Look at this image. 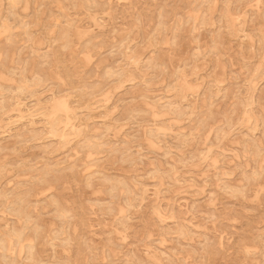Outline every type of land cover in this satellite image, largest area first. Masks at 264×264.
Wrapping results in <instances>:
<instances>
[{
    "label": "rangeland",
    "instance_id": "obj_1",
    "mask_svg": "<svg viewBox=\"0 0 264 264\" xmlns=\"http://www.w3.org/2000/svg\"><path fill=\"white\" fill-rule=\"evenodd\" d=\"M0 71V264H264V0H0Z\"/></svg>",
    "mask_w": 264,
    "mask_h": 264
},
{
    "label": "bare ground",
    "instance_id": "obj_2",
    "mask_svg": "<svg viewBox=\"0 0 264 264\" xmlns=\"http://www.w3.org/2000/svg\"><path fill=\"white\" fill-rule=\"evenodd\" d=\"M3 1H5V0H3ZM90 2H91V1H90ZM94 2H95V1H94ZM6 4H7V3H6ZM91 4H92V3H91ZM88 5H90L89 2H88ZM11 6H12V5H11ZM10 9H11V8H10ZM12 9H13V8H12ZM2 11H3V9H2ZM14 11H15V10H14ZM102 11H103V10H102ZM3 13H4V12H3ZM3 13H2V14H3ZM7 13H8V12H7ZM16 15H17V14H16ZM193 15H194V14H193ZM8 16H9V15H8ZM15 17H16V16H15ZM55 17H56V16H55ZM190 17H191V16H190ZM8 19H9V18H8ZM17 19H18V18H17ZM188 19H189V18H188ZM15 20H16V19H15ZM198 20H199V19H198ZM5 21H6V20H5ZM198 22H199V21H198ZM17 23H18V22H17ZM27 23H28V22H27ZM194 23H195V22H194ZM7 24H8V23H7ZM28 25H29V23H28ZM12 26H13V25H12ZM12 26H11V27H12ZM60 31H61V30H60ZM60 31L58 32L59 34H60ZM7 33H8V32H7ZM59 34H58V35H59ZM12 35H13V34L11 33V36H12ZM60 36H62V35H60ZM56 38H57V37H56ZM56 38H55V39H56ZM12 39H13V38H12ZM17 39H18V38H16V40H17ZM55 39H54V40H55ZM57 39H58V38H57ZM57 39H56V40H57ZM62 39H63V38H62ZM10 41H11V40H10ZM17 41H18V40H17ZM17 41H16V42H17ZM63 43H64V42H63ZM8 45H9V44H8ZM104 46H105V45H104ZM10 48H11V47H10ZM23 48H25V47H23ZM4 49H7V47H5ZM35 49H36V48H35ZM90 49H91V48H90ZM29 52H30V51H29ZM97 52H98V51H97ZM39 53H40V52H39ZM1 54H2V52H1ZM44 54H45V53H44ZM92 54H93V52H92ZM100 54H101V53H100ZM48 55L50 56V53H49ZM98 55H99V54H98ZM98 55H97V56H98ZM42 56H43V55H42ZM44 56H45V55H44ZM49 56H48V57H49ZM51 57H52V56H51ZM51 57H49V58H51ZM44 58H45V57H44ZM95 58H96V57H95ZM75 59L77 60V58H75ZM153 59H154V58H153ZM47 60H48V59H47ZM52 60H53V59H52ZM149 60H150V58H149ZM13 61H14V60H13ZM38 61H39V60H38ZM42 61H43V60H40V62H42ZM44 61H46V60H44ZM44 61H43V62H44ZM15 62H16V61H15ZM46 62H47V61H46ZM25 64H26V63H25ZM27 64H28V63H27ZM47 64H48V63H47ZM51 64H52V63H51ZM56 64H57V63H56ZM152 64H153V62H152ZM40 66H41V65H40ZM25 67H26V65H25ZM43 67H44V66H43ZM88 67H90V66H88ZM88 67H87V69H88ZM21 68H22V66H21ZM149 68H150V67H149ZM152 68H153V67H151V69H152ZM8 69H9V68H8ZM16 69H17V68H16ZM24 69H26V68H24ZM19 70H20V69H19ZM19 70H18V71H19ZM38 71H39V70H38ZM38 71L36 70V72H38ZM0 72H1V71H0ZM6 72H7V71H6ZM22 72H23V70H22ZM126 72H127V70H126ZM156 72H157V71H156ZM9 74H10V73H9ZM11 74H12V73H11ZM11 74H10V75H11ZM15 74H16V73H15ZM38 74H39V73H38ZM52 74H53V73H52ZM38 76L41 78L40 74H39ZM43 76H44V75H43ZM259 76H260V74H259ZM138 77H139V76H138ZM148 77H149V76H148ZM14 78H15V77H14ZM20 78H21V77H20ZM20 78H19V79H20ZM259 78H260V77H259ZM41 80H43V79H41ZM148 80H149V79H148ZM148 80H147V81H148ZM183 80H184V77H183ZM183 80H182V81H183ZM186 80H187V79H186ZM252 81H253V80H252ZM148 82H149V81H148ZM186 82H187V81H186ZM55 83H57V82H55ZM48 84H50V83H48ZM80 84H81V83H80ZM141 85H142V84H141ZM42 86H45V84L42 85ZM46 86H48V85H46ZM137 86H138V84H137ZM48 87H49V86H48ZM55 87H56V86H55ZM83 87H84V86H83ZM83 87H82V88H83ZM206 87H207V86H206ZM45 88H46V87H45ZM130 88H131V87H129V89H130ZM34 89H35V88H34ZM58 89H59V88H58ZM209 89H210V87H209ZM46 90H47V89H46ZM96 91H97V89H96ZM58 92H59V91H58ZM209 92H210V91H209ZM59 93H61V90H60ZM140 93H141V92H140ZM211 93H212V92H211ZM61 94H62V93H61ZM64 94H65V93H64ZM172 94H173V93H172ZM198 94H199V93H198ZM7 95H9V94H7ZM15 95H16V94H15ZM18 95H20V94H18ZM63 96H65V95H63ZM20 97H21V96H20ZM0 98H3V97H0ZM24 98H25V97H24ZM26 98H27V97H26ZM47 98H48V97H47ZM47 98H46V99H47ZM20 99H21V98H20ZM147 99H148V98H147ZM209 100H210V99H209ZM47 101H48V100H47ZM165 101H166V100H165ZM167 101H168V100H167ZM249 101H250V100H249ZM26 102H27V101H26ZM164 103H165V102H164ZM247 103H248V101H247ZM69 104H70V102H69ZM156 104H157V103H156ZM173 104H174V102H173ZM145 105H146V104H145ZM149 106H150V105H149ZM158 106H159V104H158ZM184 106H185V105H184ZM184 106H183V107H184ZM167 107H169V106H166V108H167ZM206 107H207V106H206ZM206 107H205V108H206ZM135 108H136V107H135ZM158 108H159V107H158ZM205 108H204V111L206 110ZM247 108H248V107H247ZM247 108H246V110H247ZM22 109H23V107H22ZM137 109H138V108H137ZM207 109H208V108H207ZM20 110H21V109H20ZM20 110H18V112H19ZM24 110H25V109H24ZM28 110H29V109H28ZM163 110H164V108H163ZM159 111H160V110H159ZM159 111H158V112H159ZM212 111H213V112H212V115H214V110L212 109ZM241 111H242V108H241ZM251 111H252V110H251ZM170 112H171V111H170ZM185 112H186V111H185ZM185 112H183V113H185ZM188 112H189V110H188ZM249 112H250V111H249ZM147 113H148V112H147ZM171 113H173V112H171ZM177 113H179V111H177ZM209 113H211V112H209ZM238 113H239V112H238ZM241 113H242V112H241ZM251 113H252V112H250V114H251ZM139 114H140V113H139ZM205 114H206V113H205ZM252 114H253V113H252ZM252 114H251V115H252ZM255 114H256V113H255ZM50 115H51V114H50ZM58 115H59V114H58ZM60 115H61V114H60ZM181 115H183V114H181ZM206 115H207V114H206ZM209 115H210V114H209ZM238 115H239V114H238ZM262 115H263V114H262ZM262 115H261V116H262ZM61 116H62V115H61ZM66 116H67V115H66ZM132 116H133V115H132ZM140 116H141V115H140ZM140 116H139V117H140ZM179 116H180V114H179ZM179 116H178V117H179ZM214 116H215V115H214ZM242 116H243V115H242ZM55 117H57V116H55ZM73 117H74V115H73ZM133 117H134V116H133ZM176 117H177V116H176ZM182 117H183V116H182ZM182 117H181V118H182ZM201 117H202V115H201ZM204 117H205V120H206V119H207L206 116H204ZM225 117H227V116L225 115ZM252 117H253V115H252ZM39 118H40V117H39ZM135 118H136V117H135ZM140 118H142V117H140ZM140 118H139V119H140ZM214 118H215V117H214ZM214 118H213V119H214ZM227 118H228V117H227ZM54 119H55V118H54ZM136 119H137V118H136ZM136 119H135V120H136ZM238 119H239V118H238ZM149 120H150V122L152 121L151 118H150ZM161 120H162V119H161ZM211 120H212V119H211ZM247 120H248V119H247ZM247 120H246V121H247ZM261 120H262V119H261ZM35 121H36V120H35ZM138 121H140V120H138ZM141 121H142V120H141ZM153 121H154V120H153ZM229 121H230V120H229ZM246 121H245V122H246ZM69 122H70V121H69ZM113 122H114V121H113ZM145 122H146V121H145ZM147 122H148V121H147ZM201 122H202V121H201ZM156 123H157V122H156ZM243 123H244V122H243ZM252 123H254L253 120H252V122H251L250 124L252 125ZM262 123H263V122H261V124H262ZM109 124H110V123H109ZM148 124H149V122H148ZM157 124H158V123H157ZM161 124H162V123H161ZM255 124H256V123H255ZM27 125H28V124H27ZM78 125L80 126L81 124H78ZM117 125H118V124H117ZM158 125H159V124H158ZM248 125H249V124H248ZM251 125H250V126H251ZM259 125H260V124H259ZM75 126H76V124H75ZM155 126H156V125H155ZM155 126H154V128H155ZM171 126H172V125H171ZM227 126H228V125H227ZM17 127H18V126H17ZM262 127H263V126H262ZM60 128H61V127H60ZM176 128H177V127H176ZM76 129H77V128H76ZM104 129H105V128H104ZM179 129H180V127H179ZM221 129H222V128H221ZM42 130H43V128H42ZM47 130H48V129H47ZM80 130H81V128H80ZM175 130H176V129H175ZM191 130H192V129H191ZM73 131H74V130H73ZM17 132H18V131H17ZM105 132H106V130H105ZM154 132H155V131H154ZM195 132H196V131H195ZM260 132H261V131H260ZM82 133H83V132H82ZM156 133H157V132H156ZM187 133H188V132H187ZM213 133H214V132H213ZM213 133H212V134H213ZM38 134H39V133H37V135H38ZM66 134H67V133H66ZM69 134H70V133H69ZM83 134H84V133H83ZM169 134H170V133H169ZM37 135H36V136H37ZM73 135H74V134H73ZM96 135H97V134H96ZM159 135H160V134H159ZM170 135H171V134H170ZM176 135H177V134H176ZM217 135H218V134H217ZM97 136H98V135H97ZM148 136H151V135H148ZM148 136H147V138H148ZM152 136H153V135H152ZM154 136H156V135H154ZM165 136H166V135H165ZM172 136H173V135H172ZM183 136H184V135H183ZM186 136H187V135H186ZM39 137H40V136H39ZM252 137H253V136H252ZM70 138H71V137H70ZM72 138H73V137H72ZM72 138H71V139H72ZM150 138H151V137H150ZM158 138H159V136H158ZM158 138H157L156 141H158ZM166 138H167V137H166ZM166 138H165V139H166ZM181 138L183 139V137H181ZM250 138H251V137H250ZM254 138H255V137H254ZM81 139H82V138H81ZM86 139H87V138H86ZM96 139H97V138H96ZM101 139H102V138H101ZM103 139H105V138H103ZM121 139H122V138H121ZM197 139H198V138H197ZM97 140H100V139H97ZM119 140H120V138H119ZM161 140H162V138H161ZM163 140H164V139H163ZM206 140H208V139H206ZM69 141H70V140H69ZM79 141L81 142V140H79ZM87 141H88V140H87ZM93 141H95V140H93ZM108 141H109V140H108ZM120 141H121V140H120ZM130 141H132V140H130ZM196 141H197V140H196ZM210 141H211V140H210ZM210 141H209V142H210ZM82 142H83V141H82ZM85 142H86V141H85ZM114 142H115V141H114ZM118 142H119V141H118ZM146 142H147V141H146ZM159 142H160V141H159ZM162 142H163V141H162ZM185 142H186V141H185ZM95 143H97V142H95ZM128 143H129V142H128ZM128 143H127V144H128ZM164 143H165V142H164ZM164 143H163V144H164ZM199 143H200V141H199ZM199 143H198V144H199ZM242 143H243V142H242ZM248 143H249V142H248ZM88 144H89V143H88ZM91 144H93V142H92ZM91 144H90V145H91ZM123 144H124V143H123ZM144 144H145V143H144ZM195 144H196V142H195ZM129 145H131V143H130ZM249 145H250V144H249ZM249 145H248V146H249ZM71 146H72V145H71ZM83 146H84V145H83ZM88 146H89V145H87V147H88ZM121 146H122V145H121ZM123 146H125V145H123ZM123 146H122L121 148L125 149ZM178 146H180V145H178ZM199 146H200V145H199ZM201 146H202V145H201ZM211 146H212V145H211ZM246 146H247V145H246ZM79 147H81L80 144H79ZM87 147H84V150H85V148L87 149ZM119 147H120V146H119ZM119 147H118V149H117L118 151H119ZM205 147H206V144H205ZM220 147H221V145H220ZM242 147H243V145H242ZM251 147H252V146H251ZM254 147H255V145H254L252 148H254ZM67 148H68V147H67ZM70 148H72V147H70ZM89 148H90V147H89ZM177 148H178V147H177ZM252 148H251V149H252ZM62 149H63V147H62ZM96 149H97V148H96ZM100 149H101V148H100ZM114 149H115V148H114ZM212 149H213V148H212ZM241 149H242V148H241ZM246 149H247V147H246ZM249 149H250V148H249ZM260 149H262V148H260ZM260 149H258V151H259ZM263 149H264V148H263ZM81 150H83V148H82ZM81 150H80V151H81ZM84 150H83V153H84ZM87 150H88V149H87ZM91 150H92V149H91ZM98 150H99V149H98ZM104 150H105V149H104ZM111 150H112V149H111ZM132 150H133V149H132ZM198 150H199V149H198ZM200 150H201V149H200ZM218 150H219V149H218ZM221 150H222V149H221ZM252 150H253V149H252ZM252 150H251V151H252ZM256 150H257V149H256ZM108 151H109V150H108ZM118 151L116 152V151L114 150V152H116V153H118ZM123 151H124V150H123ZM240 151H241V150H240ZM253 151H255V150H253ZM261 151H263V150H261ZM96 152H98V151H96ZM114 152L111 153V154H115V155H116V153H114ZM119 152H120V151H119ZM151 152H152V151H151ZM212 152H213V151H212ZM216 152H217V151H216ZM223 152H224V151H223ZM246 152H247V151H246ZM248 152H249V151H248ZM255 152H256V151H255ZM107 153H108V152H107ZM124 153H125V152H124ZM161 153H162V152H161ZM109 154H110V153H109ZM104 155H105V154H104ZM240 155H241V154H240ZM244 155H245V154H244ZM111 156H112V155H111ZM208 156H209V155H208ZM218 156H219V155H218ZM99 157H100V156H99ZM99 157H98V158H99ZM104 157H105V156H104ZM107 157H109V155H107ZM112 157H113V156H112ZM116 157H117V156H116ZM118 157H120V156L118 155ZM250 157H251V156H250ZM121 158H122V157H121ZM197 158H198V157H197ZM218 158H219V157H218ZM96 159H97V158H96ZM96 159H94V160H96ZM104 159H105V158H104ZM112 159H113V158H112ZM219 159H220V158H219ZM91 160H92V159H91ZM99 160H100V159H98V161H99ZM108 160H109V159H108ZM114 160H116V159H114ZM117 160H118V159H117ZM257 160H258V157H257ZM105 161H106V160H104V162H105ZM183 161H184V160H183ZM251 161H252V160H251ZM253 161H254V160H253ZM91 162H92V161H91ZM113 162H115V161H113ZM218 162H220V161H218ZM242 162H243V161H242ZM242 162H240V163H242ZM256 162H257V161H256ZM262 162H263V161H262ZM87 163H88V162H87ZM97 163H98V162H97ZM97 163H95V164H97ZM127 163H128V162H127ZM129 163H130V161H129ZM250 163H252V162H250ZM211 164H212V163H211ZM253 165H254V163H253ZM253 165H252V166H253ZM210 166H212V165H210ZM220 166H221V165H220ZM68 167H69V165H68ZM106 167H107V165H106ZM7 168H8V167H7ZM82 168H83V166H82ZM60 169H63V167H60ZM66 169H67V167H66ZM70 169H71V167H70ZM213 169H214V168H213ZM215 169H216V168H215ZM254 169H256V168H253V170H254ZM258 169H259V168H258ZM263 169H264V168H263ZM44 170H48V168H46V167L44 168V167H43V171H44ZM165 170H166V169H165ZM167 170H168V169H167ZM261 170H262V169H261ZM261 170H260V171H261ZM58 171L61 173V170H58ZM65 171H67V170H65ZM65 171H63V173H65ZM92 171H94V170L92 169ZM177 171H178V170H177ZM247 171H248V170H247ZM251 171H252V170H251ZM254 171H255V170H254ZM258 171H259V170H258ZM255 172H257V171H255ZM14 173H15V171H14ZM55 173H56V172H55ZM60 173H59V174H60ZM63 173H62V174H63ZM91 173H92V172H91ZM152 173H153V172H152ZM160 173H162V172H160ZM171 173H172V172H171ZM213 173H214V172H213ZM215 173H216V171H215ZM248 173H250V172H248ZM253 173H254V172H253ZM258 173H259V172H258ZM258 173H257V174H258ZM37 174H38V173H37ZM59 174H57V176H59ZM62 174H61V175H62ZM165 174H166V173H165ZM178 174H180V173H178ZM241 174H242V173H241ZM161 175H162V174H161ZM247 175H248V174H247ZM250 175H251V173H250ZM261 175H262V173H261ZM36 176H38V175H36ZM54 176H55V175H54ZM84 176H86V174H85ZM117 176H118V175H117ZM151 176H152V175H151ZM155 176H156V174H155ZM162 176H163V175H162ZM52 177H53V176H52ZM131 177H132V176H131ZM156 177H157V176H156ZM158 177H159V176H158ZM158 177H157V178H158ZM164 177H165V176H164ZM181 177H182V176H181ZM248 177H249V176H248ZM36 178H37V177H36ZM41 178L43 179V177H41ZM53 178H54V177H53ZM68 178H69V177H68ZM121 178H122V177H120V179H121ZM134 178H135V177H134ZM151 178H152V177H151ZM157 178H156V179H157ZM177 178H178V177H177ZM242 178H243V177H242ZM37 179H38V178H37ZM42 179H41V180H42ZM47 179H49V176L47 177ZM50 179H51V177H50ZM110 179H111V177H110ZM156 179H155V180H156ZM166 179H167V177H166ZM175 179H176V178H175ZM243 179H244V178H243ZM38 180H39V179H38ZM66 180H67V179H66ZM106 180H107V179H106ZM111 180H112V179H111ZM111 180H109V181H111ZM161 180H162V179H161ZM262 180H263V179H262ZM14 181H15V180H14ZM31 181H32V180H31ZM45 181H46V180H45ZM107 181H108V180H107ZM121 181H122V180H121ZM125 181H126V180H125ZM156 181H157V180H156ZM162 181H164V180H162ZM169 181H170V180H169ZM6 182H7V181H6ZM43 182H44V181H43ZM167 182H168V181H167ZM22 183H24V182H22ZM25 183H26V182H25ZM31 183H32V182H31ZM33 183L35 184V181H33ZM107 183H108V182H107ZM130 183H131V182H130ZM138 183H139V182H138ZM156 183H157V182H156ZM164 183H165V182H164ZM51 184H52V183H51ZM57 184H58V183H57ZM112 184H113V183H112ZM116 184H117V183H116ZM127 184H128V183L126 182V185H127ZM131 184H132V183H131ZM131 184H130V185H131ZM140 184H141V183H140ZM165 184H167V183H165ZM13 185H14V184H13ZM38 185H39V183H38ZM110 185H111V184H110ZM122 185H123V184H122ZM130 185H129V186H130ZM137 185H138V184H137ZM218 185H219V182H218ZM11 186H12V185H11ZM20 186H21V185H20ZM57 186H58V185H57ZM120 186H121V185L119 184V186H118L119 189L121 188ZM123 186H124V185H123ZM129 186H128V187H129ZM164 186H165V185H164ZM173 186H174V185H173ZM4 187H6V184H5ZM9 187H10V186H9ZM9 187H8L7 189H9ZM108 187H109V186H108ZM128 187H127V191H128ZM139 187H141V185H140ZM152 187H153V186H152ZM219 187H221V186H219ZM242 187H243V186H242ZM2 188H3V187H2ZM11 188H12V187H11ZM11 188H10V190H11ZM57 188H58V187H57ZM111 188H112V187H111ZM122 188H123V187H122ZM125 188H126V187H125ZM134 188H135V187L133 186V189H134ZM26 189H27V188H26ZM116 189H117V188H116ZM129 189L131 190V188H129ZM133 189H132V190H133ZM124 190H125V189H124ZM124 190H123V191H124ZM132 190H131V191H132ZM138 190H139V188H138ZM1 191H2V189H1ZM7 191H8V190H7ZM22 191H26V190H23V189H22ZM27 191H28V190H27ZM27 191H26V192H27ZM106 191H107V189H106ZM106 191H105V192H106ZM116 191H117V190H116ZM118 191H119V190H118ZM118 191H117V192H118ZM139 191H140L139 194L141 195V190H139ZM28 192H29V191H28ZM103 192H104V191H103ZM105 192H104V193H105ZM124 192H125V191H124ZM124 192H123V193H124ZM133 192H135V191L133 190ZM13 193H14V192H13ZM51 193H52V192H51ZM137 193H138V192H137ZM111 194H112V193H111ZM130 194H131V193H130ZM132 194H134V193H132ZM237 194L239 195V193H237ZM18 195H19V193H18ZM18 195H17V196H18ZM43 195H44V194H43ZM108 195H109V194H108ZM112 195H113V194H112ZM118 195H120V194H118ZM134 195H136V194H134ZM36 196H37V195H36ZM113 196L115 197L116 195H113ZM128 196H129V195H128ZM131 196H132V195H131ZM141 196H143V195H141ZM239 196H241V195H239ZM7 197H8V196H7ZM14 197H15V196H14ZM45 197H46V196H45ZM108 197H109V196H108ZM116 197H117V196H116ZM118 197H119V196H118ZM118 197H117V199H118ZM11 198H13V197H11ZM20 198H21V197H20ZM109 198H111V197H109ZM132 198H134V197H132ZM135 198H136V197H135ZM41 199H43V198H41ZM107 199H108V198H107ZM122 199H123L122 201H124L125 198L122 197ZM144 199H145V198H144ZM55 200H56V199H55ZM55 200H54V201H55ZM120 200H121V199H120ZM126 200H127V199H126ZM132 200H133V199H132ZM22 201H23V200H22ZM47 201H48V199H47ZM115 201H116V198H115ZM118 201H119V199H118ZM133 201H134V200H133ZM0 202H1V201H0ZM23 202H24V201H23ZM10 203H11V202H9L8 204L10 205ZM32 203H34V201H33ZM113 203H114V202H113ZM122 203H123V202H122ZM124 203H125V202H124ZM158 203H159V202H158ZM108 204H109V203H108ZM111 204H112V203H111ZM116 204H117V202H116ZM28 205H29V204H28ZM127 205H128V204H127ZM127 205H126V206H127ZM26 206H27V205H26ZM110 206H111V205H110ZM105 207H106V206H105ZM111 207H112V206H111ZM111 207H110V208H111ZM124 207H125V206H124ZM24 208H25V207H24ZM24 208H23V209H24ZM110 208H109V209H110ZM125 208H126V207H125ZM57 209H58V208H57ZM59 210H60V209H59ZM13 211H14V210H13ZM22 211H23V210H22ZM126 211H127V209H126ZM20 212H21V211H20ZM71 212H72V211H71ZM18 213H19V212H18ZM58 213H59V212H58ZM66 213H67V212H66ZM109 213H110V212H109ZM161 213H162V212H161ZM20 214H21V213H20ZM54 214H55V213H54ZM107 214H108V213H107ZM162 214H163V213H162ZM109 215H110V214H109ZM20 216H21V215H20ZM23 216H24V215H23ZM57 216H58V215H57ZM66 216H67V215H66ZM120 216H122V215H120ZM14 217H15V216H14ZM34 217H35V216H34ZM123 217H124V216H123ZM165 217H166V216H165ZM24 218H25V217H24ZM56 218H57V217H56ZM121 218H122V217H121ZM22 219H23V218H22ZM32 219H34V218H32ZM118 219H119V218H118ZM10 220H11V219H10ZM15 220H16V219H15ZM15 220H14V221H15ZM24 220H25V219H24ZM64 220H65V218H64ZM116 220H117V219H116ZM67 221H68V220H67ZM7 222H8V221H7ZM34 222H35V221H34ZM17 223H18V222H17ZM25 223H26V221H25ZM15 224H16V223H15ZM35 224H36V222H35ZM22 225H23V223H22ZM25 226H26V225H25ZM28 226H30V225H28ZM28 226H27V227H28ZM19 227H20V226H19ZM22 227H23V226H22ZM23 228H24V227H23ZM29 228L32 229V227H29ZM27 230H28V229H27ZM35 230H36V229H35ZM41 230H44V229L41 228ZM69 230H70V229H69ZM113 230H114V228H113ZM175 230H176V229H175ZM13 231H14V230H13ZM15 231H16V230H15ZM20 231H21V230H20ZM29 231H30V230H29ZM29 231H28V232H29ZM7 232H8V231H7ZM159 232H160V231H159ZM2 233H3V232H2ZM5 233H6V232H5ZM63 233H65V232H63ZM187 233H189V232H187ZM68 234H69V233H68ZM146 234H147V233H146ZM146 234H145V235H146ZM0 235H1V233H0ZM23 235H24V234H23ZM69 235H71V234H69ZM25 236H26V235H25ZM35 236H36V235H35ZM64 236H65V235H64ZM76 236H78V235H76ZM30 237H31V235H30ZM33 237H34V236H33ZM31 238H32V237H31ZM62 238H63V237H62ZM70 238H71V237H70ZM145 238H146V237H145ZM158 238H159V237H158ZM158 238H157V239H158ZM259 238H260V237H259ZM35 239H36V237H35ZM40 239H41V238H40ZM71 239H72V238H71ZM71 239H70V241H72ZM165 239H167V238H165ZM68 240H69V239H68ZM257 240H258V239H257ZM70 241H69V242H70ZM157 241H158V240H157ZM260 241H261V240H260ZM262 241H263V240H262ZM32 242H33V241H32ZM61 242H62V241H61ZM69 242H68V243H69ZM152 242H153V241H152ZM159 242H160V241H159ZM12 243H13V242H12ZM261 243H262V242H261ZM161 244H162V243H161ZM256 245H258V244L256 243ZM245 246L247 247L246 244H245ZM245 246H244V247H245ZM259 246H260V245H259ZM262 246H263V245H262ZM242 248H243V247H242ZM254 248H255V247H254ZM263 248H264V247H263ZM0 249H2V248H0ZM113 249H114V248H113ZM159 250H160V249H159ZM256 252H257V251H256ZM0 253H1V252H0ZM21 253H23V252H21ZM247 254H249V253H247ZM255 254H256V253H255ZM21 255H22V254H21ZM6 256H8V254H7ZM19 256H20V255H19ZM252 256H253V255H252ZM23 259H25V258H23ZM20 260H21V259H20ZM20 260H19V261H20ZM107 262L110 264V260L107 261ZM2 263H3V262H2ZM33 263H34V261H33ZM36 263H37V262H36ZM87 263H88V262H87ZM3 264H4V263H3ZM5 264H6V263H5Z\"/></svg>",
    "mask_w": 264,
    "mask_h": 264
}]
</instances>
